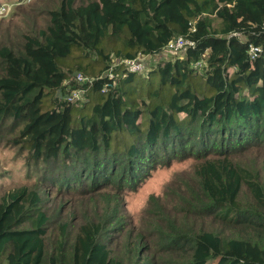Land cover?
<instances>
[{"label": "trees", "instance_id": "obj_1", "mask_svg": "<svg viewBox=\"0 0 264 264\" xmlns=\"http://www.w3.org/2000/svg\"><path fill=\"white\" fill-rule=\"evenodd\" d=\"M0 1L15 15L23 9L21 17L22 2L32 0ZM45 15L44 27L0 45V128L13 134L40 183L85 180L133 192L175 161L264 147V0H56ZM178 36L196 47L155 64L147 77L118 70L108 91L101 93L100 79L82 100L65 98L77 89L76 73L98 78L114 60L159 52ZM250 44L262 49L252 65ZM199 167L201 216L264 235V185L230 163ZM242 190L257 212L240 207ZM38 204L25 186L0 203V264H161L165 253L185 252L183 264H264V240L228 238L204 229L207 222H169L160 250L140 261L111 246L106 225L119 221L80 226L69 246L61 225L49 244L54 229Z\"/></svg>", "mask_w": 264, "mask_h": 264}, {"label": "rangeland", "instance_id": "obj_2", "mask_svg": "<svg viewBox=\"0 0 264 264\" xmlns=\"http://www.w3.org/2000/svg\"><path fill=\"white\" fill-rule=\"evenodd\" d=\"M55 2L56 0L22 2L25 13L21 17L19 15L23 9L17 10L15 15L13 5L0 8V45L14 40L32 28L44 27L47 20L45 12L54 7ZM0 3L7 4L3 1ZM26 7H34V12ZM214 25H217V22H214ZM156 58L159 57H146L148 67L161 62L162 59V62H166L177 57L165 55L164 58H159L161 60L158 62ZM12 136L5 125L0 128V203L8 193L23 186L37 195L38 207L50 218L51 227L54 229L48 237L49 244L61 234V225L67 226L66 246H69L78 234L80 226L117 221L121 223L120 227L106 225L111 246L120 252L127 250L133 260L137 261L157 254L163 235L172 232L169 222H192V225L207 222L204 229L221 233L228 238L264 240V235L253 228L243 225L227 227L214 217L203 218L195 207L203 199V193H199V166L210 160L221 162L222 165H237L250 172L255 182L264 185L263 146L227 155L226 159L225 156L211 155L205 160L189 158L175 161L168 167H158L138 189L130 192L115 186L91 188L85 180L68 188L40 183L37 170L26 164L24 153L12 143ZM244 190L248 189L244 187ZM239 205L244 210L258 211L249 194L243 190L239 196ZM166 254L161 264H183L188 258L186 252L182 255L176 253L171 257H166Z\"/></svg>", "mask_w": 264, "mask_h": 264}, {"label": "built area", "instance_id": "obj_3", "mask_svg": "<svg viewBox=\"0 0 264 264\" xmlns=\"http://www.w3.org/2000/svg\"><path fill=\"white\" fill-rule=\"evenodd\" d=\"M7 6L9 5L3 4L0 6V8H4ZM190 32H194L193 27L190 29ZM228 37H238L244 40L243 35L239 33H232ZM195 47H196V42L192 41L188 36H178V37L171 39L159 52L151 53L148 55H141L135 59H130V60L128 59L114 60L111 66L109 67V69L98 78L86 77L80 73H76L73 77V80L77 85V89L68 90L65 98L69 102H75L78 100H82L86 92V88L92 86L94 82L100 79L106 80V82L102 85L101 93L108 91L110 88L114 87L117 83V80L119 78L118 70H121L123 75L124 74H139V75L147 76L148 72L150 71L152 66H154L155 64L148 67V64L145 61L146 57L151 56V55L157 56L159 58H162V57L164 58L165 55H170L172 57L174 56L183 57L188 50L190 49L193 50ZM261 52H262V49L260 46H254L250 44L247 49L248 62L252 65L253 62L256 61V59L260 57ZM159 58H156L157 62L161 60ZM204 59H206V55H203L202 59L197 61L193 65V67L196 69L197 68L201 69L204 63L203 62Z\"/></svg>", "mask_w": 264, "mask_h": 264}]
</instances>
